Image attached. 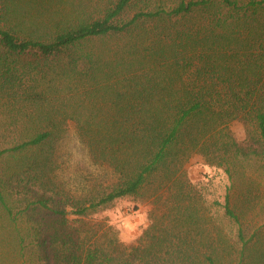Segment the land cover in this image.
Instances as JSON below:
<instances>
[{
  "label": "trees",
  "instance_id": "1",
  "mask_svg": "<svg viewBox=\"0 0 264 264\" xmlns=\"http://www.w3.org/2000/svg\"><path fill=\"white\" fill-rule=\"evenodd\" d=\"M15 9L0 0V264H264L252 196L230 194L264 171V0H107L28 35ZM68 122L103 173L60 175ZM194 155L227 176L222 200L191 182ZM145 195L131 243L92 218Z\"/></svg>",
  "mask_w": 264,
  "mask_h": 264
},
{
  "label": "rangeland",
  "instance_id": "2",
  "mask_svg": "<svg viewBox=\"0 0 264 264\" xmlns=\"http://www.w3.org/2000/svg\"><path fill=\"white\" fill-rule=\"evenodd\" d=\"M16 6L13 15L9 16L15 25L19 35H28L30 32L53 31V23L67 14H77L82 10H93L103 6L107 0H12ZM93 8V9H92ZM95 9L93 10V12ZM42 34H46L45 32ZM49 35L45 36L46 38ZM87 114V113H83ZM105 114L96 111L94 115ZM229 129L237 140L245 136L244 126L241 122L234 121ZM60 166L64 168L59 173L67 178L69 173L86 174L96 170L103 173L104 170L94 165L90 160L86 148L80 143L74 122H68L66 131L60 140ZM191 182L203 187L206 198L222 200L227 186L230 184L222 168L208 166L200 155H194L185 165ZM230 189L231 199H237L238 204L247 196H252L249 208H244L242 222H249L254 228L264 232V171L255 167L246 171L243 175L234 178ZM250 192L252 194H250ZM148 195V194H147ZM142 196L124 197L113 201L102 210L92 216L93 219H104L118 232V237L125 243H131L142 229L150 222V211L154 209L152 199ZM158 208V204H155ZM230 226L226 225V229Z\"/></svg>",
  "mask_w": 264,
  "mask_h": 264
}]
</instances>
